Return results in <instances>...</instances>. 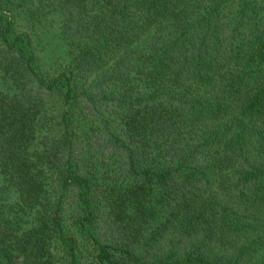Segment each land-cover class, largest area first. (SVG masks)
Listing matches in <instances>:
<instances>
[{"label": "trees", "instance_id": "obj_1", "mask_svg": "<svg viewBox=\"0 0 264 264\" xmlns=\"http://www.w3.org/2000/svg\"><path fill=\"white\" fill-rule=\"evenodd\" d=\"M0 264H264V0H0Z\"/></svg>", "mask_w": 264, "mask_h": 264}, {"label": "rangeland", "instance_id": "obj_2", "mask_svg": "<svg viewBox=\"0 0 264 264\" xmlns=\"http://www.w3.org/2000/svg\"><path fill=\"white\" fill-rule=\"evenodd\" d=\"M60 260L62 261V259L60 258Z\"/></svg>", "mask_w": 264, "mask_h": 264}]
</instances>
